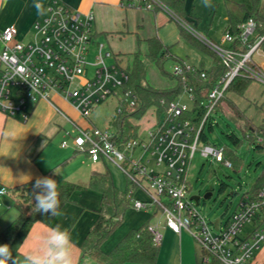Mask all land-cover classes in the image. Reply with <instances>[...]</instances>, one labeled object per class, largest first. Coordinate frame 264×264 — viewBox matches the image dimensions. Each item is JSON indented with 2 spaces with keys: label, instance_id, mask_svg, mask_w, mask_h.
I'll list each match as a JSON object with an SVG mask.
<instances>
[{
  "label": "built area",
  "instance_id": "built-area-1",
  "mask_svg": "<svg viewBox=\"0 0 264 264\" xmlns=\"http://www.w3.org/2000/svg\"><path fill=\"white\" fill-rule=\"evenodd\" d=\"M122 6L147 10L166 9L162 0H122ZM93 11L80 12L63 0H50L44 13L33 25L34 37L25 42L15 26L0 31V111L8 117L27 122L41 101L53 100L59 94L68 100L83 119L90 120L93 111L110 97L118 101L116 113H122L124 104L132 107L137 96L129 88L130 71L127 64L116 57L106 44L97 39L94 31ZM188 31L216 52L226 67V72L210 90L204 105V115L195 126L188 114L195 105L193 86L189 76L198 74L199 67L182 60L176 62L172 75L180 77L183 93L170 102L161 99L160 106L153 105L149 125L128 139L118 136L117 130L102 129L96 125H75L76 134L67 133L75 150L82 151L94 163L113 162L127 176V197L138 210L162 212L166 223L176 233L188 231L202 247V260L212 264H252L256 252L264 243V228L259 219L264 216V185L255 197L242 198L232 215L215 227L206 220L189 191V166L197 150L205 158L212 157L232 167L224 149L200 141L217 105L238 76L264 82V70L253 59L262 52L260 37L245 53L230 46L236 36L226 30L219 43L197 34L187 24ZM239 39L244 45L254 36L256 22L253 18L239 25ZM113 61H109V60ZM256 63L260 71L251 67ZM203 79L206 71L199 72ZM186 97L188 101L184 99ZM161 109V110H160ZM63 140L62 147H69ZM258 143H264L257 136ZM138 192L145 197L137 196ZM8 190L0 188V195ZM155 242L162 235L157 225H150Z\"/></svg>",
  "mask_w": 264,
  "mask_h": 264
},
{
  "label": "rangeland",
  "instance_id": "rangeland-1",
  "mask_svg": "<svg viewBox=\"0 0 264 264\" xmlns=\"http://www.w3.org/2000/svg\"><path fill=\"white\" fill-rule=\"evenodd\" d=\"M190 12L198 20V26L195 31L206 39L219 43L224 31L228 24V14L223 0H216V3L210 6H205V3L200 1L195 3V6H190ZM98 27V26H97ZM98 29H100L98 27ZM162 35L159 37L163 43L170 47L174 53L172 58H168L162 64V69L154 61L146 56L147 42L142 34L137 32L129 33L125 38L117 36L112 38L108 36L112 42V49L115 53L131 54L138 50L143 55V62L146 68V79L144 84H149L158 88H168L174 84V79L171 77L173 67L178 60L187 61L198 67H205L211 69L215 64L214 56L204 48L202 45L196 44L185 36V29L181 23L179 25L174 21L172 24H163L161 26ZM35 29L32 28L20 37L25 42L34 37ZM100 41L106 40L105 36L99 37ZM201 40V38H200ZM203 41V40H202ZM121 42V43H120ZM120 43V44H119ZM114 53V54H115ZM129 58L131 57L130 55ZM264 58L261 54H255L254 60ZM128 58V57H127ZM110 62L113 60H109ZM186 101L189 100L184 97ZM54 102L65 112L67 115L77 120L83 127L88 125H96L102 129L115 130L116 127L110 121L116 116V107L118 101L115 97L108 98L105 102L101 103L92 113L91 119H83L78 115L68 104L64 103L59 98L53 99ZM230 103L236 105L240 110L246 112V116L250 118V125L257 128L264 124V82L259 79L250 81L248 88L241 94L231 91L227 94L221 103L222 111H215L211 117L213 121L212 128L209 122L205 128L207 136V143L217 146L219 149L226 148L228 159L234 160V166L229 167L221 162H215L212 157L205 158L197 150L194 157L190 161L189 166V191L190 196L200 195L199 204L197 206L199 212L205 216L206 220L218 227L221 221H225L236 210L244 192L250 190L264 176V149L257 150L251 139L245 136V132L240 125L244 123L240 120L239 123L235 118L230 116L233 112L230 108ZM191 106V102H189ZM48 106V105H47ZM36 118L37 132H42L41 141L43 155L42 158H58V161H63L68 158V161L62 163L58 167V172L61 177L76 183L80 186L75 193L74 199L71 202L84 203L89 207V212H97L100 204V194L97 190L89 186V179L93 171L110 172L115 186L120 192H125L129 186L126 174L113 162L107 161L106 164L99 162H92L86 154L82 151L75 150L71 145V140L66 131L76 134L74 125L65 121L59 114H56L51 107H42L38 111ZM229 114H227V113ZM150 112L139 120V131L142 132L150 122ZM33 122V121H31ZM256 132V131H255ZM235 134L242 141L236 145L229 135ZM142 136L146 134L143 131ZM63 140H70V146L63 148L61 142ZM205 143V142H203ZM46 177L55 178L51 173ZM27 188H17L14 193V201L20 205H28L34 207V195H29ZM34 191V190H33ZM211 193L208 198H204L205 194ZM29 197L28 200L25 198ZM1 200V199H0ZM1 202V201H0ZM97 206V207H96ZM5 207H0V211H5ZM144 210L136 209L131 203L125 212V217L132 216V214L142 213ZM17 213L18 210L14 203L8 214ZM88 214L86 218H91ZM124 221L111 232V234L118 228L126 225ZM111 234L104 240L106 241ZM191 235V234H190ZM192 237V236H191ZM200 251V264H212V257L210 254V262L204 263L202 260V247L197 242ZM99 264L94 259L86 257L84 264Z\"/></svg>",
  "mask_w": 264,
  "mask_h": 264
},
{
  "label": "crops",
  "instance_id": "crops-1",
  "mask_svg": "<svg viewBox=\"0 0 264 264\" xmlns=\"http://www.w3.org/2000/svg\"><path fill=\"white\" fill-rule=\"evenodd\" d=\"M49 1L50 0H0V31L6 26L12 25L18 29L19 37H24L25 34L33 28L34 22L42 16ZM63 1L80 12H94L95 36L100 40L99 37L104 35L106 38L104 43L112 51V42L109 40L108 36L115 38L119 35L125 38L129 33L137 32V34L143 33L142 36L146 38L145 41L151 37H158L161 40L159 37L162 35L161 26L163 24L173 25L174 21L179 25L182 23L183 27L187 31L189 30L187 24L168 7L166 9L157 8L155 10H147L139 7H125L121 5L122 0ZM184 1L185 10L187 14H189L188 18L195 27L198 26V20L193 13L190 12L189 8L190 6H195L197 1L204 3V0ZM209 3L210 5L216 3V0H209ZM97 26L100 29H98ZM171 53L174 55L172 51ZM259 54L264 56V52L258 51L257 55ZM122 55H124V59H126L128 57L127 55L130 54ZM257 61L264 70V58L258 57ZM55 98H59L64 103L68 104L80 116L79 112L68 100L59 94H54L53 99ZM47 105L65 121L69 123L71 122L74 127L77 124L80 125L77 123L76 119L63 112L57 104L56 105L61 111L48 101H41L36 106L27 122L8 117L0 111V188L5 187L8 190L7 194L0 195V207H5L6 209L5 211H0V231L18 216L16 215L17 213L7 215L8 209H10L12 203H14L12 190L15 187L35 181L36 177H46L51 173L54 174V179L57 182L63 178L58 172V167L63 162H67L68 158L63 161H58V158L55 157L50 158V155L49 157L42 158L44 150L42 149L43 143L41 141L42 132H37L34 129L36 128V118L38 117L39 109L42 107H48ZM68 132L69 131H66V133ZM29 177H31V179H29ZM74 193L71 197V201L74 199ZM137 196L141 198L145 197L142 192H138ZM71 201L61 209L62 214L56 216L51 224L47 225L38 221L32 225L28 235L22 242L23 244L28 237L24 247L21 248V252H24L37 244L36 237L38 234L45 232L48 228L60 225L62 228L69 229L71 233L76 264H84L85 258L90 256L83 250L82 244L99 218L101 212V194L100 204L95 213L89 212L87 209L94 207H89L84 203ZM88 214L91 215V218H86ZM124 219L126 220V225L121 228L118 227L106 241L102 242V250L109 252L129 230L139 228L144 223L149 222L150 225H157V229L162 235V239L158 243L160 247L159 256L154 264H200V251L197 241L186 230L176 233L169 228L166 223V217L162 212L156 211V209L144 210V212L132 214V216H128V218H126L124 214L123 221ZM259 224L264 228V221L262 222L261 218L259 219ZM0 245H2L1 242ZM124 264L145 263L126 262ZM252 264H264V243L256 252Z\"/></svg>",
  "mask_w": 264,
  "mask_h": 264
},
{
  "label": "trees",
  "instance_id": "trees-1",
  "mask_svg": "<svg viewBox=\"0 0 264 264\" xmlns=\"http://www.w3.org/2000/svg\"><path fill=\"white\" fill-rule=\"evenodd\" d=\"M162 1L186 24L194 29L196 28L188 18L189 14H187L185 10L184 0ZM224 4L228 14L227 30L237 37L230 47L238 52L245 53L249 50V46L253 45L260 37H264V0H224ZM249 18H253L255 20L256 30L254 36L249 40L248 45H244L239 39V25L247 21ZM183 32H185V36H187L192 42L207 48L215 58V64L211 69L199 67V72L206 71V79H203L199 72L198 74L189 76V83L194 89L195 105L188 116L192 119L195 126H198L205 112L202 102L206 100L210 90L215 86L219 78L226 72V67L220 56L204 42L199 40L186 29H183ZM146 42L148 45L146 56L162 69L164 61L174 56L170 51V47L166 46L158 37L148 38ZM258 48L264 52V38L261 40ZM130 56V58L128 56V58L124 59V55L116 54V57L120 58L127 64L130 71V81L128 86L138 99L132 107H128L124 104L123 112L120 114L116 113V116L110 121V123L116 127L118 136L124 139L137 135L139 128L138 122L151 106H160L161 99H165L166 102H170L183 93V82L181 78L175 77L172 74L171 77L174 79V84L171 87L158 88L149 84H144L146 79V68L143 62L142 53L138 50L130 54ZM181 61L182 60H178L177 62ZM249 65L259 71L261 70L254 62H249ZM253 80V78L245 76L236 77L230 84L225 97L231 91L238 94L243 93L248 88L250 81ZM222 101L217 105L215 111L225 112L221 109ZM230 108L233 115L227 112L226 113L235 118L238 123V120L242 121L244 125L240 126L243 128L245 136L251 139V142L255 145V149L263 150L264 143H258L256 141V137L262 136L264 138V124L255 128L250 125L251 120L246 116V112L244 110H240L236 105L231 103ZM210 127L212 128V125ZM229 137L236 145L242 141L235 134H231ZM200 141L207 142V136L205 133L201 134ZM224 153L225 156L228 154L226 148L224 149ZM231 162L233 167L235 164L234 160ZM34 183L35 181H31L21 186H17L12 191L14 193L17 188L25 187V189L27 188L26 191H28V194L32 195ZM58 183H60L62 209L71 201V197L79 188V185L64 178L60 179ZM263 185L264 176L256 184H254L250 190L244 192L243 196L247 193L255 197ZM89 186L101 194V212L93 229L88 233L84 243L82 244L83 250L99 264H124L126 262L145 264L156 263L160 247L159 244L155 242L153 234L149 229V222L144 223L139 228L129 230L109 252L101 249L102 242L122 222L123 216L131 204L127 197L129 186L125 192H120L115 186L110 172L105 171H93L89 181ZM25 199L28 200L29 197H26ZM14 205L18 210V216L2 231H0V242L2 245L8 244L11 246L13 256L16 254L15 250L17 246L22 244L35 222L39 221L49 225L55 218L35 213L33 208L28 205H20L15 203V201ZM261 220L262 222L264 221V216H261ZM214 264L220 263L216 262Z\"/></svg>",
  "mask_w": 264,
  "mask_h": 264
},
{
  "label": "clouds",
  "instance_id": "clouds-1",
  "mask_svg": "<svg viewBox=\"0 0 264 264\" xmlns=\"http://www.w3.org/2000/svg\"><path fill=\"white\" fill-rule=\"evenodd\" d=\"M204 3L210 6L209 0ZM33 190L35 213L51 217L62 214L60 183L51 177H36ZM36 240L37 244L24 252L21 248L25 242L17 246L15 256L10 245H0V264H76L69 229L56 225L38 234Z\"/></svg>",
  "mask_w": 264,
  "mask_h": 264
},
{
  "label": "water",
  "instance_id": "water-1",
  "mask_svg": "<svg viewBox=\"0 0 264 264\" xmlns=\"http://www.w3.org/2000/svg\"><path fill=\"white\" fill-rule=\"evenodd\" d=\"M210 195H211V193H207V194H205L204 198H208ZM200 197H201L200 195H192L191 199L194 200L196 202V204L198 205L199 201H200Z\"/></svg>",
  "mask_w": 264,
  "mask_h": 264
}]
</instances>
